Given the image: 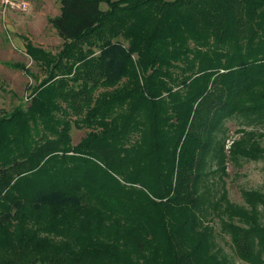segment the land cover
I'll list each match as a JSON object with an SVG mask.
<instances>
[{
  "label": "trees",
  "instance_id": "1",
  "mask_svg": "<svg viewBox=\"0 0 264 264\" xmlns=\"http://www.w3.org/2000/svg\"><path fill=\"white\" fill-rule=\"evenodd\" d=\"M48 22L61 50L24 38L46 77L0 115V264H234L209 216L264 264V190L236 204L223 179L264 160V0H59Z\"/></svg>",
  "mask_w": 264,
  "mask_h": 264
},
{
  "label": "rangeland",
  "instance_id": "2",
  "mask_svg": "<svg viewBox=\"0 0 264 264\" xmlns=\"http://www.w3.org/2000/svg\"><path fill=\"white\" fill-rule=\"evenodd\" d=\"M28 2L26 12L16 10L2 11L0 7V115L11 111L18 104L26 105L30 91L37 86L46 73L43 67L32 61L25 53L24 38L30 39L34 46L40 47L52 54L58 53L63 40L48 22V19L59 14V0H25ZM106 9L105 4H101ZM6 63V64H5ZM7 63L24 65L27 72L13 68ZM226 138L236 139L239 123H226ZM88 132L87 129L71 128L72 144H77ZM263 132V129H258ZM260 139V140H259ZM264 148V137L258 138ZM219 177V174H216ZM228 197L236 204H242L241 191L264 190V160H240L236 164L227 162L224 176ZM216 231L217 250L229 257L234 264H246L234 255L229 237L221 231V220L208 217L207 221Z\"/></svg>",
  "mask_w": 264,
  "mask_h": 264
},
{
  "label": "built area",
  "instance_id": "3",
  "mask_svg": "<svg viewBox=\"0 0 264 264\" xmlns=\"http://www.w3.org/2000/svg\"><path fill=\"white\" fill-rule=\"evenodd\" d=\"M28 6V2L25 0H0V7L3 12L6 10L26 12L28 10ZM229 144L230 143H228V145Z\"/></svg>",
  "mask_w": 264,
  "mask_h": 264
},
{
  "label": "crops",
  "instance_id": "4",
  "mask_svg": "<svg viewBox=\"0 0 264 264\" xmlns=\"http://www.w3.org/2000/svg\"><path fill=\"white\" fill-rule=\"evenodd\" d=\"M58 15V14H57ZM56 16V15H55ZM6 64V63H5ZM9 63H7V65H8ZM12 64H15V63H12ZM9 66V65H8ZM11 67V66H10Z\"/></svg>",
  "mask_w": 264,
  "mask_h": 264
}]
</instances>
